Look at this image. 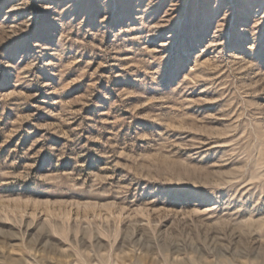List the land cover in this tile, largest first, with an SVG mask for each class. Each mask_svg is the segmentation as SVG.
<instances>
[{
	"label": "rangeland",
	"instance_id": "rangeland-1",
	"mask_svg": "<svg viewBox=\"0 0 264 264\" xmlns=\"http://www.w3.org/2000/svg\"><path fill=\"white\" fill-rule=\"evenodd\" d=\"M0 264H264V0H0Z\"/></svg>",
	"mask_w": 264,
	"mask_h": 264
}]
</instances>
